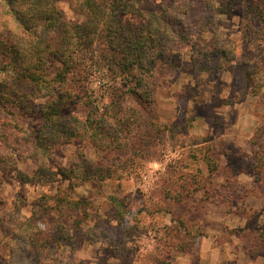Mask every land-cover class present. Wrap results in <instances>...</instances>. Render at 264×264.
<instances>
[{"label":"rangeland","instance_id":"rangeland-1","mask_svg":"<svg viewBox=\"0 0 264 264\" xmlns=\"http://www.w3.org/2000/svg\"><path fill=\"white\" fill-rule=\"evenodd\" d=\"M212 1L211 13L195 4L192 45L218 40L237 49L215 70L216 57L208 61L194 48H176L172 77L153 91V113L169 131L138 155L122 154L123 165L74 139L40 157L44 167L38 169L31 159L33 133L40 127L37 108L49 98L31 101L27 110L0 109L1 211L36 214L43 232L59 224V241L49 248L76 264H204L210 257L213 264H264L252 238L256 231L264 235V166L255 155L264 151V55L250 46L264 39V0ZM166 3L146 0L141 9L158 13ZM56 6L67 20H82L66 3ZM128 21L137 25L141 18ZM251 49L260 70L248 74L244 59ZM98 80L94 75L90 86ZM64 113L84 115L81 106ZM86 162L95 178L73 176L68 187L58 169L79 173ZM35 173L37 182L31 180ZM195 181L205 190L174 200L180 184L192 189ZM57 186L65 202L42 199L55 195ZM8 254L0 245V255Z\"/></svg>","mask_w":264,"mask_h":264},{"label":"trees","instance_id":"trees-1","mask_svg":"<svg viewBox=\"0 0 264 264\" xmlns=\"http://www.w3.org/2000/svg\"><path fill=\"white\" fill-rule=\"evenodd\" d=\"M144 1L0 0V109L27 110L31 101L49 98L37 108L40 127L33 133L31 150L35 153L31 159L38 169L44 167L40 157L74 139L123 165L122 154L138 155L158 134L169 131L153 113V91L172 77L169 73L174 70L176 48H194L208 61L216 57L212 61L215 70L223 68L222 62L237 49L236 43L218 40L203 48L192 45L190 15L196 3L203 5L206 13L215 12L212 0H167L158 13L143 12ZM61 2L82 20H67L56 6ZM128 17H140L141 21L133 25ZM257 39V44H245V51L250 45L264 55V39ZM252 50L249 59H244L248 74L257 66L260 70ZM52 65L55 67L49 71ZM94 75L99 79L95 88L90 86ZM78 106L83 108L82 117L64 113ZM255 155L264 166V151ZM91 168L86 162L80 174L73 169L58 170L70 187L73 176L81 181L95 178ZM35 174L31 180L37 182ZM193 185L190 189V185L180 184L182 192L176 193L174 200L183 201L184 196L205 190L197 181ZM60 188L42 199L65 202V197L60 199ZM51 209L47 207L46 212ZM2 214L7 218L0 217V245L7 246L9 254L0 255V264H76L71 256L49 248L59 241V224L55 230L43 232L34 213L29 217ZM255 234L254 249L262 254L264 235Z\"/></svg>","mask_w":264,"mask_h":264},{"label":"crops","instance_id":"crops-1","mask_svg":"<svg viewBox=\"0 0 264 264\" xmlns=\"http://www.w3.org/2000/svg\"><path fill=\"white\" fill-rule=\"evenodd\" d=\"M200 257H201V258H204L203 255H202V253H201V256H200ZM204 264H213V258L210 257V262L208 261V262H206V263H204Z\"/></svg>","mask_w":264,"mask_h":264}]
</instances>
